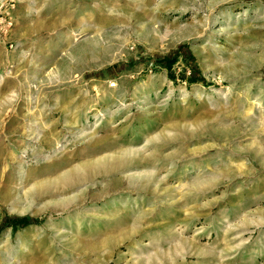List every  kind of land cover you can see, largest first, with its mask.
I'll use <instances>...</instances> for the list:
<instances>
[{"label":"rangeland","instance_id":"obj_1","mask_svg":"<svg viewBox=\"0 0 264 264\" xmlns=\"http://www.w3.org/2000/svg\"><path fill=\"white\" fill-rule=\"evenodd\" d=\"M0 264H264V0H0Z\"/></svg>","mask_w":264,"mask_h":264}]
</instances>
